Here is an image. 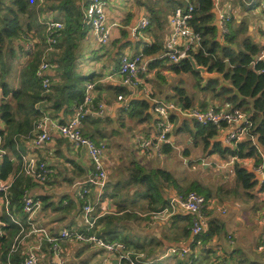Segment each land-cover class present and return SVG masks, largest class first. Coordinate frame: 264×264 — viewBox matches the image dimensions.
<instances>
[{"label":"crops","instance_id":"1","mask_svg":"<svg viewBox=\"0 0 264 264\" xmlns=\"http://www.w3.org/2000/svg\"><path fill=\"white\" fill-rule=\"evenodd\" d=\"M106 1L108 22L111 26V37L108 44L101 45L94 38L92 30L87 29L83 34V38L79 41L76 59L77 71L86 78L84 82L85 89L88 82L95 83L93 91L95 100L103 101L106 104L104 115L99 116L94 112L86 116L82 122V129L85 134L92 137L97 143L106 144L103 162L108 175L105 185L109 180L117 181L123 178L125 167L132 161L140 162L148 170L157 168L169 170L176 176L173 169L164 164L172 155L174 159L181 160L177 155L176 150L178 149L179 155L186 158L185 162L194 160L201 153L208 156L206 160H211L212 164L216 165L217 170L224 169V178L227 180L224 181L227 187L225 195L232 194L237 198L231 201H221L216 196H210L211 193L200 192L210 199V203L204 210L207 220L204 232L208 230L212 219H218L222 223L220 225L222 228L221 234L215 235L207 242L202 239L204 232L200 235H194L191 226L190 234L185 237L183 223H178L174 216L170 221L155 219L153 212L150 214L147 210V201L143 200L134 208L138 210L139 219L128 224L118 238L111 240L105 238L110 242L123 244L124 248L122 249L118 248V250L109 253L94 243L65 238L58 240L56 251L47 239H41L37 235L28 236L25 231L23 234L20 231L19 235L16 233V236L13 237L11 253L17 254L19 264H22L26 253L30 250H34L39 254V264H129L130 259L136 264H181V261L184 262V260L188 264H264V252H260L257 248L264 230V190H262L264 184L261 183L257 173H255V178L258 181L256 187L248 191L240 187L234 170L235 158L222 157L219 154H207L201 144L197 145L195 143L196 128L194 126L196 120L188 117L178 109L171 112L169 116L173 122V130L170 133L168 142L173 146V151L170 154L164 152V147L161 155H158L153 149L145 152L139 147L138 141L140 139L151 138L155 133V122L158 117L153 109L155 101L176 103L167 98L168 96L171 98L172 94L165 93L167 91L165 87L166 80L162 75L163 72L166 76L168 73L175 75L176 73L163 69L161 66L149 70L151 60L163 58V52L152 56L143 54L145 44H151L155 41V28L149 26L137 36L134 35L133 29L142 18L149 17L150 20L149 7L153 6L164 14L167 13V26L162 34V40L165 44L170 32L169 17L175 9L170 7L169 1L171 0ZM181 1L185 2L184 7H186L188 0ZM89 2L90 0L81 1L83 12H85ZM220 4L221 9L231 16L229 25L231 24L234 29L244 27L246 35L259 45L263 53L264 0H221ZM213 12L215 24L222 38L219 13L214 5ZM54 14L52 12L45 13L41 16V22H45L47 18L55 19ZM29 39L28 41L33 42L35 45V51L38 48L40 50L44 48V43H39L42 36L40 37L37 34L35 38L32 36ZM28 41L24 44L26 45ZM36 44H39V46ZM65 53L66 48L62 47L52 52V60L55 66L49 71L51 77L56 78L57 72L55 69L58 66L56 60ZM138 53L144 55L148 67L140 73L141 83L139 85L126 84L119 72L121 57L124 54L134 55ZM29 61L30 57L24 55L17 67L22 69ZM160 74L162 77H160ZM184 74L186 73L177 74L180 77L179 81L183 82ZM14 81V87L18 88L23 78L16 76ZM158 83L163 87L162 91L159 89ZM225 84L230 86V83L226 80ZM161 92L165 93V98H159ZM119 96H122V99H119ZM2 97L3 93L0 88V99ZM140 100L147 101L149 103L148 108L143 114L132 115V109H138L136 102ZM200 100H206L208 107L232 108L230 104L223 103L220 99L211 101L210 97L205 98L199 93L197 102ZM50 106V103L44 101L36 103V107L40 109L41 114L47 113L53 117L52 114L55 112ZM197 107L199 106L197 105ZM73 108L74 105L69 109V112L62 109L57 113L58 117L56 119L60 122H66L72 114ZM172 116L174 117L172 118ZM23 117L24 115H21V118ZM0 127L8 129V126L3 122H0ZM229 131L230 127L227 130L220 131L217 140L227 145L224 139ZM50 133L52 139L38 153L42 159L48 162L52 169L51 175L44 184L31 181L28 186L31 193L40 201V206L34 212L31 220L28 214L23 211L22 201L19 202L18 200L19 204L12 202L13 194L11 191L7 198L0 194V227H5L6 224L9 226L16 224L20 227L15 222L19 221L26 231L31 225H36L43 227L55 236H58L63 229L85 231L86 233L93 231L98 235L104 226V223L98 222L99 218L107 213H116L118 207L113 199L109 197L102 198L105 193V185L99 188L93 183L92 180L95 177L96 170L85 150L74 149L71 142L54 128L50 129ZM247 135L245 131L239 141L246 139ZM33 138L32 136L24 138V141H22L23 148L18 145L17 153L12 155V159L16 164L21 165L22 169V154L30 149ZM227 146L232 147L235 145ZM2 158L1 155L0 164ZM238 161L251 171H254L258 165L254 158ZM22 169H14L8 178H13L14 183ZM177 179L179 182L180 179L178 177ZM195 181L198 180L193 182ZM231 181L235 182L234 187L228 186ZM180 182L179 185L183 188L189 186ZM85 185L91 189L87 200L95 207L91 213V218L94 221V228L91 229L88 228L85 222L83 202L78 197V192ZM201 186L204 187L203 184ZM204 189L207 191L206 187ZM190 191L192 190L183 193L176 187L166 186L161 192L169 202L172 196L185 195ZM122 193L124 192L122 191ZM244 194L248 195L246 199L243 198ZM119 199L121 198L119 197ZM140 210H144V212L142 213ZM186 214L180 212L176 215ZM228 215L232 216L229 220H226ZM220 216H223L224 220ZM259 217L260 222L257 228ZM13 228L17 229L16 226H13ZM11 229L12 226L9 229L2 228V235L10 234ZM18 237L19 240L16 242ZM184 250H187V252L182 254ZM122 255H127L128 259L122 258ZM7 264H15L12 257L8 258Z\"/></svg>","mask_w":264,"mask_h":264},{"label":"trees","instance_id":"2","mask_svg":"<svg viewBox=\"0 0 264 264\" xmlns=\"http://www.w3.org/2000/svg\"><path fill=\"white\" fill-rule=\"evenodd\" d=\"M81 1L0 0V88L3 93L0 100V122L8 126L7 130L0 127V150L5 151L0 153L3 157L0 164V179H7L14 169H22L21 165L16 164L12 159V155L17 153L18 145L23 148L24 138L35 136L36 123L42 115L40 109L36 107L37 102L50 103V107L55 112L52 115L56 118L59 111L64 109L65 112H69V109L84 97L86 78L77 71L76 59L79 41L91 27L85 21ZM169 4L174 8L185 6V2L181 0H171ZM188 4L194 7L190 24L200 34V40L189 54L199 65L208 67L209 72L222 74L230 86L222 85L218 78L205 81L199 72L193 70L188 58L180 62H171L166 57L155 58L149 63V70L161 66L176 74L186 73L196 77L193 92L184 85L176 87L175 94L171 98L167 97L184 109L197 105L203 109L207 108L206 100L197 102L200 93L205 98L210 97L211 101L220 99L223 103H228L232 108L240 109L246 114L248 122L242 127L246 129L247 138L238 141L235 146H227L217 140L221 131L217 126L203 125L197 121L194 126L195 143L201 144L209 155L219 154L222 157L235 158L234 170L237 183L246 191L252 190L258 185L256 174L238 160L254 158L258 165L264 163V58L260 57L262 49L246 35L244 27L234 29L230 24L229 33L221 38L215 24L213 0H188ZM149 8L151 15L149 26L155 28V41L145 44L143 54L146 56L164 52L162 34L167 26V13L164 14L153 6ZM48 12L55 13V19L64 24V28L60 30V37L54 43V50L50 52V62L55 66L52 52L56 49L66 48V53L56 60L57 75L56 78L50 76L51 86L46 92L37 71L48 39L47 28L44 22H41V16ZM37 34L42 36L39 43H44L45 46L41 50L38 48L37 51L30 52L24 43L32 36L35 38ZM24 55L31 58L19 73L17 66ZM16 76L23 78L18 88L14 87ZM136 104L138 109H132V115L143 114L149 106L144 100L137 101ZM21 115L24 117L21 118ZM163 147L166 154L173 151L170 143H165ZM124 171L123 178L117 181L109 180L105 185L102 198L113 199L118 211L99 218L98 222L104 223V226L98 236L104 239L118 238L128 224L139 219L138 210L134 208L140 201H147V210L150 214L164 208L168 202L161 191L166 186L176 187L183 193L189 190H197L200 193L201 189H204L196 181L183 188L173 172L162 168L148 170L138 161H132ZM21 173L16 177L11 189L12 202L17 204L22 201V194L32 181L23 172ZM174 218L178 223H183L184 235L188 236L192 225L191 215H176ZM220 225H222L221 221L212 219L208 230L202 234L203 241L207 242L215 235H220L222 231ZM11 226L10 234L0 236V264H7L9 257H12L15 264H19L17 254L11 253V244L16 233L20 234L21 227L16 224ZM11 226L6 224L5 227L1 226L0 230L9 229ZM181 264L188 263L184 260Z\"/></svg>","mask_w":264,"mask_h":264},{"label":"built area","instance_id":"3","mask_svg":"<svg viewBox=\"0 0 264 264\" xmlns=\"http://www.w3.org/2000/svg\"><path fill=\"white\" fill-rule=\"evenodd\" d=\"M220 3L221 0H213V5L219 13V26L224 35L229 33L231 16L229 13H226L221 9ZM193 10L194 7L192 4H188L186 7L178 6L169 17L170 32L165 41L163 57L168 58L171 62H180L181 60L186 59L190 55L189 51L192 49L194 50L196 44L200 40V34L196 32L190 24ZM84 14L85 21L91 27L94 38L101 45L108 44L111 37V26L108 22L107 1L90 0ZM44 24L48 33L47 47L42 54V60L37 74L42 79L45 91L48 92L51 86L49 71L54 67V64L50 62L49 55L50 52L54 50V43L56 42V39L60 37V30L64 28V24L60 20L54 18L45 19ZM149 25V17L142 18L139 24L133 29L134 35L137 36L145 31ZM26 48L28 51L32 52L35 50V45L33 42H28ZM260 57L264 58V52ZM147 65L148 64L142 53L134 55L124 54L121 57L119 68L124 83L135 86L139 85L141 83L140 73L147 69ZM94 89L95 83L88 82L83 99L74 104L73 112L66 122H60L47 113L41 115L36 123V132L32 139L31 147L27 152L22 154V172L30 177L32 181L44 184L51 175L52 169L48 162L40 157L38 151L52 139L50 129L54 128L71 142L74 149L85 150L92 160L96 170L95 177L92 180L93 183L99 188H102L105 185L108 175L103 162L106 144L97 143L92 137L86 135L82 129V122L86 116L94 112L97 115L102 116L106 112V104L103 101L95 100L93 94ZM119 99H122V96H119ZM153 109L158 115L155 122V133L151 138L140 139L138 144L142 151L146 152L153 149L158 155L163 153L164 144L169 142V136L173 130V122L169 116L171 112H174L177 109L203 125L213 124L220 128L221 131L227 130L230 127V131L224 139L227 145L237 144L241 135L246 131L242 126L248 122L246 114L236 108L221 109L216 108L215 106H209L203 109L195 106L189 109H184L174 102L156 100ZM224 125L226 127H224ZM2 152L3 151L0 150V153ZM254 171L258 174L261 183L264 184V163L257 165ZM12 185L13 178L0 179V194L7 198L10 194ZM90 190L91 189L85 185L82 186L78 192V197L83 202V215L89 229L94 227L91 213L95 209L94 205L87 200ZM209 203L210 199L204 194L197 191H190L185 195L178 194L172 196L164 208L153 212V216L160 221H170L173 216L180 212L190 214L192 219L191 231L194 235H200L205 231L207 226L204 210ZM22 205L23 211L28 214L32 220L34 212L40 206V201L28 188H26L22 194ZM15 222L21 227V233L25 231V234L28 236L37 235L40 236L41 239H47L51 244V247L56 251L58 249V240L65 238L94 243L109 253L118 250V248H124L123 244L110 242L99 237L96 233L89 234L84 231L63 229L58 236H55L51 235L43 227H38L36 225H31V227L28 228V231H26L19 221ZM0 236H2L1 230ZM18 240L19 237L16 239V242ZM257 248L260 252H264V230ZM186 252L187 250H184L182 254H185ZM121 257L128 259L127 255H122ZM39 262V254L34 250H30L26 253L22 264H39ZM129 264L136 263L130 260Z\"/></svg>","mask_w":264,"mask_h":264},{"label":"rangeland","instance_id":"4","mask_svg":"<svg viewBox=\"0 0 264 264\" xmlns=\"http://www.w3.org/2000/svg\"><path fill=\"white\" fill-rule=\"evenodd\" d=\"M17 69L20 70V67H17ZM17 75H19V73H17ZM162 75L164 76V79L166 80L165 87L167 88V91L165 93L174 95L175 94L174 88L178 86L179 87L184 86V85L188 88L190 92L194 91V82L196 80V77H194L193 75L184 74V78H183L184 83L179 81L180 77L177 76V74L175 75V74L168 73V75L166 76L163 72ZM162 75L160 74V77H162ZM14 79L16 80V78ZM158 87L162 91L163 87H161L159 83H158ZM165 93L161 92V94L159 95V98H163V97L165 98ZM176 151H177V155L179 156L181 160L174 159L172 155L165 161L164 165L173 169L175 175L180 179L181 181V182L179 181L180 183H182L183 185H190V183H192L194 180H198L197 182L200 181L199 183L203 184V186L207 188V191L206 189H201L202 190L201 192L203 193H206V192L211 193L210 196L212 197L216 196L221 201H227V200L231 201L237 198L235 197V195L232 196V194L227 195V196L225 195L226 188H227L225 186L226 185L225 182L227 180L224 178V172H223L224 169H221V171L217 170L216 165L212 164L211 160L210 161L206 160L208 156H206L205 154L199 153V156H196L194 160L185 162L186 158L179 155L178 149ZM203 163H206L208 165L204 166L206 164H203ZM228 186L234 187L235 182L231 181V183ZM246 196L248 195L244 194L243 198L246 199L247 198ZM140 211L142 213L144 212V210H140ZM231 216L232 215H228L226 217V220H229ZM220 217L224 220L223 216H220ZM259 222H260V217L258 218L257 228L259 226Z\"/></svg>","mask_w":264,"mask_h":264},{"label":"water","instance_id":"5","mask_svg":"<svg viewBox=\"0 0 264 264\" xmlns=\"http://www.w3.org/2000/svg\"><path fill=\"white\" fill-rule=\"evenodd\" d=\"M187 58L190 61L191 65L193 67V70L196 71V72H199L201 74V76L204 78L205 81H207L209 79L218 78V79H220L222 81L223 85H226L224 76L222 74L217 73V72H209L208 67H204V66L199 65L196 62V60L194 59V57L191 56V55H189Z\"/></svg>","mask_w":264,"mask_h":264}]
</instances>
